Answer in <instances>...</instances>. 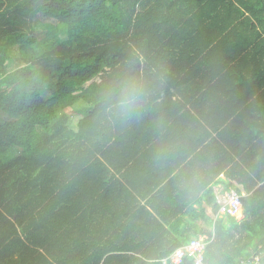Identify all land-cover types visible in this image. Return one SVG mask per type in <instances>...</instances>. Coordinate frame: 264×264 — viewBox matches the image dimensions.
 <instances>
[{"label":"trees","instance_id":"1","mask_svg":"<svg viewBox=\"0 0 264 264\" xmlns=\"http://www.w3.org/2000/svg\"><path fill=\"white\" fill-rule=\"evenodd\" d=\"M176 152L241 197L203 263L264 262V0H0V264H161Z\"/></svg>","mask_w":264,"mask_h":264},{"label":"crops","instance_id":"2","mask_svg":"<svg viewBox=\"0 0 264 264\" xmlns=\"http://www.w3.org/2000/svg\"><path fill=\"white\" fill-rule=\"evenodd\" d=\"M205 39H206L205 37L202 38L199 44L201 42L203 43V40ZM226 88L228 87L225 86L223 90H225ZM176 100L178 99L176 97H173L172 101L176 102ZM203 106L209 107L207 105H203ZM174 121L177 122L178 119L174 118ZM176 154L177 155L175 158H172V160L168 159L165 163H161V155L155 157L157 161L161 163L159 167L163 171L165 170L166 172L170 173V175L167 176L161 184L156 186L155 193L156 192L160 193L161 191H164L166 206H171V207L176 206L175 208L170 210L169 213L171 217L166 218V222H164L163 224L164 229L165 231L170 230L171 233H173L175 230L172 229V226H175L176 225L175 223L179 224L180 230H182L183 227L187 226V223L189 222L190 218H178V216L182 215L186 211V207L191 206L196 210V215H197L194 223L197 225V229L204 227V233L198 234L197 237L191 236L190 241L193 239L201 238L204 239V241L206 242V239L213 237L214 226L206 225L202 221V216L211 218L213 221L212 224H214V221L216 219V215L213 213L214 204L220 206V209L218 211V216L219 217L223 216L226 209V206L224 205L225 204L224 201L227 199L228 194L231 191H234L236 194L238 193L235 191L234 187L230 186L226 188L225 185L223 184L224 182L226 183L230 182V180L225 176L224 174L225 171H224L220 173L218 177L216 178L213 177L212 183L207 185V189L210 188L212 192H211V196H206L204 193L206 188L201 189L200 187L203 184H205L203 183V181H207L208 177H210L211 174H209L208 177H205L202 174L204 168V158L203 159L201 158L198 161L195 160L196 161L195 164L188 165L189 160L184 159L183 158L184 156H182L184 153L176 152ZM165 156H169V155L165 154ZM176 165H179L178 168H176ZM145 203L146 200L141 202V204L143 205ZM234 219L237 222H240L243 219L242 213L239 218H234ZM191 233L194 234L193 230H191ZM166 237L169 238V235H166ZM187 244L181 245L169 255L175 253L178 249L182 248ZM255 257H259L261 259L262 256L260 257L258 254L253 253L251 255V258L250 259L248 258L247 260L243 261L242 264H252ZM261 264H264V262H262Z\"/></svg>","mask_w":264,"mask_h":264},{"label":"built area","instance_id":"3","mask_svg":"<svg viewBox=\"0 0 264 264\" xmlns=\"http://www.w3.org/2000/svg\"><path fill=\"white\" fill-rule=\"evenodd\" d=\"M225 212L234 218H239L242 213L241 198L234 191H231L224 201ZM206 242L204 239H193L187 245L178 249L175 253L160 260L161 264H178L183 257H191L195 264H203V251ZM252 264H261L260 258L255 257Z\"/></svg>","mask_w":264,"mask_h":264},{"label":"rangeland","instance_id":"4","mask_svg":"<svg viewBox=\"0 0 264 264\" xmlns=\"http://www.w3.org/2000/svg\"><path fill=\"white\" fill-rule=\"evenodd\" d=\"M73 121H75L76 119H75V117L73 116V119H72Z\"/></svg>","mask_w":264,"mask_h":264}]
</instances>
